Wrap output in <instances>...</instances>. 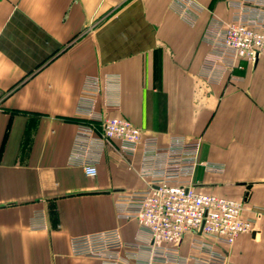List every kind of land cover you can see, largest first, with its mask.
<instances>
[{
	"label": "crops",
	"instance_id": "obj_1",
	"mask_svg": "<svg viewBox=\"0 0 264 264\" xmlns=\"http://www.w3.org/2000/svg\"><path fill=\"white\" fill-rule=\"evenodd\" d=\"M239 3L264 19V0H0V264H151L148 231L116 206L151 182L143 147L103 141L110 117L159 147L198 143L191 185L241 201L253 221L232 246L184 236L178 264L219 253L264 264V56L231 67L218 43ZM35 214L45 229L31 227ZM113 229L121 249L70 254L71 238Z\"/></svg>",
	"mask_w": 264,
	"mask_h": 264
},
{
	"label": "built area",
	"instance_id": "obj_2",
	"mask_svg": "<svg viewBox=\"0 0 264 264\" xmlns=\"http://www.w3.org/2000/svg\"><path fill=\"white\" fill-rule=\"evenodd\" d=\"M234 7L236 11L221 28L218 43L221 61L241 68L240 61L252 63L264 56V19L259 18L260 9H252L249 11L252 15L248 16L242 3ZM100 129L101 139L119 140L123 153L133 154L138 146L143 147V174L151 182L145 190L128 194L116 206L120 218L135 220L148 231L154 255L151 264L158 260L161 264H178L174 251L188 234H203L215 244L232 246L240 235L252 232L253 221L242 217L241 201L202 194L191 185L195 168L200 164L198 143L173 137L165 147H159L156 138H143L139 128L119 117L100 120ZM93 133V127L86 126L79 131L78 139L87 142ZM80 164L86 176H96L94 160L87 158ZM30 223L33 229L46 228L39 214L32 216ZM123 245L117 229L69 240L70 254L75 257H103ZM202 264L229 263L219 253L210 254Z\"/></svg>",
	"mask_w": 264,
	"mask_h": 264
}]
</instances>
